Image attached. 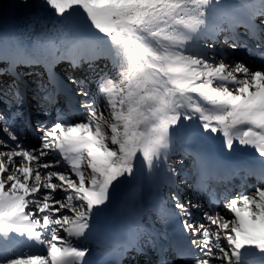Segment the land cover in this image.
I'll return each instance as SVG.
<instances>
[{
    "label": "snow or ice",
    "instance_id": "6c2138e0",
    "mask_svg": "<svg viewBox=\"0 0 264 264\" xmlns=\"http://www.w3.org/2000/svg\"><path fill=\"white\" fill-rule=\"evenodd\" d=\"M41 4L57 17L58 31L74 37L72 44L61 52L53 42L44 57L0 47V63L6 65L0 76L13 77L0 81V103L22 102L16 72L21 64H44L50 85L56 84L59 60L93 67L99 57L78 55L81 51L106 56L111 68L96 79L95 95L82 81L68 78L84 119L42 125L44 141L37 147L24 143L10 117L0 113V264H91L79 241L90 221L119 196L122 183L162 167L174 176L168 160L177 142L216 135L225 152L253 150L244 171L260 184L220 197L219 211L174 195L175 208L187 217L183 229L194 237L176 255L183 264H264V53L256 67L210 55L222 31L242 26L260 39L264 0ZM218 14L226 28L216 22ZM230 41L234 49L241 46L236 36L223 43ZM52 96L46 93L44 99L51 103ZM192 209L201 218L192 219Z\"/></svg>",
    "mask_w": 264,
    "mask_h": 264
},
{
    "label": "rangeland",
    "instance_id": "374dc122",
    "mask_svg": "<svg viewBox=\"0 0 264 264\" xmlns=\"http://www.w3.org/2000/svg\"><path fill=\"white\" fill-rule=\"evenodd\" d=\"M39 25L46 26L47 31L55 36L51 40H43L42 44L45 45L46 48H49L53 42L55 46L57 43L61 45L67 44L69 38L73 37L71 35H64L58 31L59 22L57 17L42 6L41 0H26L25 3H21V0H0V35L4 34L3 36L9 39V44L14 51L21 48L25 53L32 54V51L29 49L33 42L32 34H36L35 30ZM97 34L103 35L98 32H89L87 35L92 37ZM216 43H218V41ZM80 53H83L85 56L96 55L102 60L101 66H104L102 68H105V70L111 68V61L102 54L90 53L88 51H81L79 54ZM105 65L108 67L106 68ZM102 68L97 71L98 74L104 72L101 71ZM42 159H45V157ZM176 162L180 163L179 160ZM174 168L176 169V167ZM83 170L86 174L90 172L88 168ZM184 184L187 183L185 182ZM57 194L59 195V193ZM73 202H76L75 197H73Z\"/></svg>",
    "mask_w": 264,
    "mask_h": 264
},
{
    "label": "bare ground",
    "instance_id": "6f19581e",
    "mask_svg": "<svg viewBox=\"0 0 264 264\" xmlns=\"http://www.w3.org/2000/svg\"><path fill=\"white\" fill-rule=\"evenodd\" d=\"M36 30H35L36 34H32L33 35V42H32V46L29 49L32 51V55L44 57L45 55H47L46 52H47L48 48H46V46L42 44L43 40H47V39L51 40L55 36L51 35L47 31V27L46 26L44 27L43 25H39L38 28H36ZM73 39H74V37L69 38L68 43L70 42L69 43L70 45L72 44ZM6 45H8L7 41H6ZM56 47H58L61 52H64L66 50L64 48L65 47L64 44L61 45V44L57 43ZM69 63H70V61L66 60V64H69ZM78 67L80 68V66H78ZM28 69H30V70L32 69V72L30 73V75L33 76L34 79H36V77H38V75H40L38 78L40 79L41 83L45 82V80H43L42 76L44 77V79H46L48 77L47 74L45 75L43 73V69L41 68V66L39 64H34L33 68H28ZM54 72H55V70H54ZM73 72L75 74H79L81 76L78 69H74ZM6 78H7V76H0V81L3 80V81L11 82L10 79H6ZM46 102L43 100V101H40L39 103H42V105L44 107H46V109H48L47 104L49 102L48 101H46ZM36 108H37V106L33 105V103H32L31 109L32 110L34 109V111H37ZM205 140L206 139H203V140L199 141V143L204 144ZM153 172L151 174H149L147 172V170H144L141 172H137L133 178L125 180L126 183L123 186H121L119 196H117L116 198H114L112 200V202H111L112 205L109 206L106 211L108 213L109 212L117 213L119 210H121L122 213H124V212L127 213L130 210L135 211L136 207L142 203L143 193L145 190H153V189L158 190V184L155 181L156 179L153 180L151 178V176L153 175ZM138 173L140 174V176ZM156 176H158V175H156ZM159 178H163V176H161V177L158 176V179ZM138 180H139V184L137 186L136 183ZM126 186H127V188H126ZM157 194H158V191H155L153 194V197L156 198ZM122 205H125L127 208L125 206L122 208L121 207ZM104 215L108 216V214H106V213H104ZM96 232L98 233L100 231L96 230Z\"/></svg>",
    "mask_w": 264,
    "mask_h": 264
}]
</instances>
